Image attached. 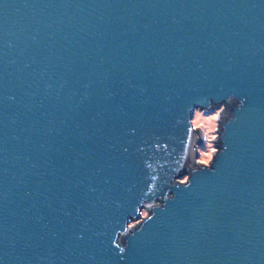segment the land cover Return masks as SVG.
<instances>
[{
    "label": "water",
    "instance_id": "95a60500",
    "mask_svg": "<svg viewBox=\"0 0 264 264\" xmlns=\"http://www.w3.org/2000/svg\"><path fill=\"white\" fill-rule=\"evenodd\" d=\"M0 264H264V0H0Z\"/></svg>",
    "mask_w": 264,
    "mask_h": 264
},
{
    "label": "rangeland",
    "instance_id": "374dc122",
    "mask_svg": "<svg viewBox=\"0 0 264 264\" xmlns=\"http://www.w3.org/2000/svg\"><path fill=\"white\" fill-rule=\"evenodd\" d=\"M223 106H220L214 110L213 113L206 114L203 110L197 109L194 114L195 126H203L209 146L201 148L203 154H199L198 158H201L202 163H209L213 154L216 151L215 139L217 137L218 129V117ZM213 117V119H212Z\"/></svg>",
    "mask_w": 264,
    "mask_h": 264
},
{
    "label": "flooded vegetation",
    "instance_id": "af4514ba",
    "mask_svg": "<svg viewBox=\"0 0 264 264\" xmlns=\"http://www.w3.org/2000/svg\"><path fill=\"white\" fill-rule=\"evenodd\" d=\"M146 212V213H145ZM147 214V209H143L142 212H141V218L145 217ZM139 222V221H138ZM134 223H130V226H132Z\"/></svg>",
    "mask_w": 264,
    "mask_h": 264
},
{
    "label": "bare ground",
    "instance_id": "6f19581e",
    "mask_svg": "<svg viewBox=\"0 0 264 264\" xmlns=\"http://www.w3.org/2000/svg\"><path fill=\"white\" fill-rule=\"evenodd\" d=\"M212 119H213V117H212ZM214 120V119H213Z\"/></svg>",
    "mask_w": 264,
    "mask_h": 264
}]
</instances>
